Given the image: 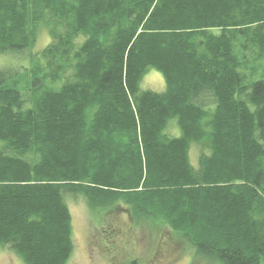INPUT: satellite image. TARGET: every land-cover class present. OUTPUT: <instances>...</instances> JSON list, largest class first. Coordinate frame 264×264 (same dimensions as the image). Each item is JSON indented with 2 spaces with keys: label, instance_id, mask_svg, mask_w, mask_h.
<instances>
[{
  "label": "trees",
  "instance_id": "1",
  "mask_svg": "<svg viewBox=\"0 0 264 264\" xmlns=\"http://www.w3.org/2000/svg\"><path fill=\"white\" fill-rule=\"evenodd\" d=\"M0 53V247L69 264L68 192L264 264V0H0Z\"/></svg>",
  "mask_w": 264,
  "mask_h": 264
},
{
  "label": "rangeland",
  "instance_id": "2",
  "mask_svg": "<svg viewBox=\"0 0 264 264\" xmlns=\"http://www.w3.org/2000/svg\"><path fill=\"white\" fill-rule=\"evenodd\" d=\"M50 42L47 31L40 28L31 54L40 52ZM28 56V55H27ZM30 58H16L0 53V68L23 65ZM140 89L162 93L165 82L162 75L150 70ZM171 134L176 129L171 126ZM191 164L198 167V149L190 152ZM72 217L74 251L69 264H213L195 253L192 246L160 220H133L122 203L107 207H91L82 195L63 194ZM0 264H23L8 247H0Z\"/></svg>",
  "mask_w": 264,
  "mask_h": 264
}]
</instances>
